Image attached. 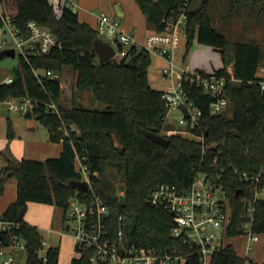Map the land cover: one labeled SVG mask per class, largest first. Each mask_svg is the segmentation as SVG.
<instances>
[{
  "label": "trees",
  "instance_id": "obj_1",
  "mask_svg": "<svg viewBox=\"0 0 264 264\" xmlns=\"http://www.w3.org/2000/svg\"><path fill=\"white\" fill-rule=\"evenodd\" d=\"M136 1L147 16L148 25L156 31L165 30L170 20L185 13L187 46L197 37L199 42L221 50L223 59L228 60L230 40L213 23L210 13L213 0H200L197 4V0ZM230 2V11L241 3L259 4V11H264V0ZM0 3L21 33L29 32L27 23L34 19L48 27L59 41L47 55L26 57L19 54L20 62L14 67L13 80L0 81V101L12 97L32 99L33 106L25 115L40 119L47 126L50 138L63 142L59 156L22 158L17 164L9 160L1 168L0 195L12 177L18 180V190L15 201L0 215V219L13 222L11 227L0 230V243L23 240L27 264H59V246H48L44 254L40 253L45 234L37 224L25 218L28 202L62 206L66 213L72 196L86 194L91 197L96 193L110 207L108 232L112 238L124 225L131 242L138 246L161 254L176 249L186 255L183 264H204L195 246L172 234L171 214L147 200L159 182H171L182 190L188 189L196 175L192 167L200 165L223 180L232 208L227 234L245 233L244 212L251 205L254 207L251 230L264 233V198L257 194V190L264 188V175L257 187H247L241 180L242 172L256 171L264 166V89L257 74L264 59L261 43L235 42L232 67L237 80L227 72L228 66L214 69L230 76L226 95L231 115L227 111L212 114L210 94L197 84H185L190 97L202 109L200 126L195 128L197 133L204 134V140H200L182 133L164 132L169 110L162 97L164 91L150 83L148 73L152 58L144 47L134 44L126 55L100 63L94 49V41L100 33L91 23L80 21L77 11L65 7L62 16L57 17L51 0H0ZM4 26L5 20L0 14V27ZM4 48L0 42V54ZM65 67L76 71L69 106L62 101L61 77L42 73L39 78L35 73L36 69L62 73ZM76 89L92 91L107 106L97 109L77 103ZM65 129L68 134L62 139ZM146 130L164 134L170 141L158 143L147 136ZM8 134L13 135L12 125ZM77 152L85 155L90 166L88 193L69 183L73 179H83L75 165ZM106 161L116 164L124 176V194L120 196L112 183L102 176ZM240 188L242 190L237 193ZM92 253V249L83 250L67 264H92ZM245 263L246 257L230 242L214 252L208 264Z\"/></svg>",
  "mask_w": 264,
  "mask_h": 264
},
{
  "label": "built area",
  "instance_id": "obj_2",
  "mask_svg": "<svg viewBox=\"0 0 264 264\" xmlns=\"http://www.w3.org/2000/svg\"><path fill=\"white\" fill-rule=\"evenodd\" d=\"M54 13L61 17L65 7H70L77 11L79 7L75 0H51ZM0 14L5 20V25L11 23V32L15 40L16 51L28 57L33 55H44L49 53L53 47L59 44L56 35L46 26L37 20H29L27 25L28 33H21L13 24L12 17L5 12V7L0 3ZM187 17L185 13L178 15V18L169 21L165 30L151 32L144 42H140L131 32L122 28L121 21L115 16L103 11L98 15L97 26L99 33L108 32L112 36V43L116 48L115 57L124 56L132 45L140 44L148 52L161 56L166 62L160 66V74L171 80V88L163 90L162 97L165 100L168 110L174 108L179 111V122L186 127L196 138L204 140V134L197 133L195 128L200 126L202 109L190 97L185 84L189 82L191 86L197 84L201 86L211 96L209 109L212 114H220L227 111L230 104L226 95V87L230 76L233 75L232 65L227 67V73L216 70L206 71L203 68H193L190 64L180 65L177 62V55L181 45V34L186 33ZM36 76L41 78V74L49 75L53 78H60L59 72L47 69L41 71L36 69ZM260 76V84L264 89V64H260L257 70ZM12 76H8L3 81L10 82ZM26 103L21 105L24 113L33 106V100L23 98ZM56 106L55 104H51ZM68 134L65 131L62 139ZM217 160H214L216 163ZM76 169L82 173L83 179L88 180L91 185V170L85 161V155L76 153ZM196 172L190 187L182 190L171 182L157 183L149 193L147 200L151 205L166 210L174 221L172 234L180 237L184 242L195 246L204 264H208L213 253L224 247V237L227 228L232 221V208L229 198L224 189L223 180L220 175L213 176L202 165L199 168L192 167ZM95 174H97L95 172ZM264 166L256 171H244L241 180L247 187L256 186L262 181ZM91 189V187H90ZM264 189V188H263ZM262 190V189H261ZM257 190V194L261 192ZM90 191V190H89ZM89 191H86L88 193ZM121 194L124 191L121 190ZM110 207L107 201L99 194L93 196L74 195L69 199L66 209V223L64 228L70 230L76 248L79 252L92 249V264H183L185 256L174 249L171 252L157 253L145 246H138L131 242L126 234L125 226L121 225L116 236L112 238L108 232V221ZM246 220L243 223L245 233L249 236V241H257L259 233L251 230L254 219V207L248 206L244 212ZM122 218V216H121ZM13 225L12 221L0 219V230ZM14 245L25 247L23 240L14 239ZM47 241H42L40 253L44 254L47 249ZM252 250L249 242L247 251ZM12 257H9L4 264H9Z\"/></svg>",
  "mask_w": 264,
  "mask_h": 264
},
{
  "label": "rangeland",
  "instance_id": "obj_3",
  "mask_svg": "<svg viewBox=\"0 0 264 264\" xmlns=\"http://www.w3.org/2000/svg\"><path fill=\"white\" fill-rule=\"evenodd\" d=\"M197 0L195 4L199 3ZM231 2L230 0H213L210 13L212 15L213 23L219 28L221 32L229 37L230 43L227 46L228 60L225 61L222 57L221 50L215 47L201 43L197 40V37L193 39V44L189 47L187 46V36L186 33L182 32L181 45L179 53L177 55V62L180 65L190 64L195 67L204 68L206 71H212L215 67L230 66L233 65V50L235 42L237 41H258L264 46V11H259V4L251 3H241L234 10L230 11ZM78 9V8H77ZM101 11H99L100 13ZM12 24L9 23L4 27H0V42L6 47H14L15 40L11 32ZM100 37L107 42L112 41V36L108 32L100 34ZM16 56L6 55L0 60V81L4 80L8 76H12L14 73V67L19 64L20 56L19 52ZM151 64L149 66V80L154 88L160 90H167L171 88V80L162 74H160V66L165 65V60L159 55L151 53ZM225 61V62H224ZM261 64H264V59ZM43 71L42 69H40ZM62 84L64 88V95L62 96V101L65 105L69 106L71 101V91H74L75 76L76 71L71 67H65L61 73ZM75 96L77 103L80 102L84 106L89 108L103 109L107 106V103L101 101L95 97L92 91L86 90L82 92L81 90H75ZM22 97H12L10 99L0 101V135L9 136L10 125H22L25 115L21 105L25 102ZM227 113L232 114V109L230 105L227 107ZM180 113L178 110L171 108L168 112L166 118V128L165 133H182L188 136H193L189 130L182 126L179 122ZM41 130L43 131V136L48 137L49 130L46 125L40 123ZM66 131V129L64 130ZM103 178L109 180L115 192L118 196L121 195L122 185H124V176L118 169V166L112 161H106L104 163ZM91 186V185H90ZM260 197L264 198V189L259 193ZM57 219L58 225L59 221L62 220L64 216V207L57 206ZM65 222L69 223V219L65 218ZM61 229V227H60ZM44 239L49 244H60V255L59 264H67V262L72 256H78L80 254L79 250L76 248L74 237L70 230L63 229V233H48L45 229H42ZM261 240L254 242L249 241V236L247 233H242L239 235H228L225 234V243L230 241L234 242L240 253L246 257V247L250 242L254 249L251 250L247 257L245 264H256L257 259L261 260L264 257V233L258 232ZM71 251L68 255L64 253L63 250ZM8 246L2 245L0 249V264L6 261L8 254ZM19 261L18 264H27V251L26 248L21 249L16 256Z\"/></svg>",
  "mask_w": 264,
  "mask_h": 264
},
{
  "label": "crops",
  "instance_id": "obj_4",
  "mask_svg": "<svg viewBox=\"0 0 264 264\" xmlns=\"http://www.w3.org/2000/svg\"><path fill=\"white\" fill-rule=\"evenodd\" d=\"M75 1L79 6L77 12L80 21L82 20L89 22L94 27L97 26L98 15L101 12L105 11L110 15L118 18L123 24L122 28L125 31L134 34V36L140 42H144L147 36L154 31V29L151 28L150 25H148L147 16L144 14L142 8H140L136 0H75ZM99 11L101 12L99 13ZM138 46L141 45L138 44ZM190 66L193 68H199L192 65ZM218 68L220 67L217 68L215 67L214 69H218ZM40 123H42L40 119H37L34 116L28 117L25 115V119L22 125L18 126L15 125V123H13L12 126L13 135L10 134L9 136L0 135V170L1 168H3L5 165L8 164L9 160L12 161L14 164H17L22 158L46 159L47 157L50 156H59L62 153L63 142L60 140L59 141L52 140L50 138L51 137L50 132L48 134V137H44ZM17 182H18L17 178L12 177L8 181V184H6L4 193L0 195V215L7 208V206L11 202L15 201V199L17 198V190H18ZM57 214H58L57 205L38 202V201H29L28 210L25 214V218L29 222L37 224L41 230L45 229L48 233L60 234V239H61V234L63 233V229H65L64 226L66 224L65 222L66 213L64 210V216L62 220L59 221L60 226L58 225L59 219H57L58 218ZM260 240L261 237L259 236V239L254 242H258ZM230 242L234 244L238 253L242 255L240 251L237 249L235 243L232 241ZM2 245L8 246L7 259H9V257H12L10 263L18 264L16 262H18L19 259L16 256L18 255V252L21 249L24 250L25 247H19L14 245L13 242H10L8 244L0 243V249H2ZM47 246H59L60 248V244L53 245V244H49L48 242H47ZM253 249L254 246H252V250ZM63 251L64 252H62V255H64V253L68 255L71 252L68 251L67 249ZM250 251H247V247H246V252H245L246 257ZM70 256H71L70 258L71 260L74 255L72 256L71 253ZM262 258L263 259L261 260L257 259L256 264H262L264 261V257Z\"/></svg>",
  "mask_w": 264,
  "mask_h": 264
},
{
  "label": "water",
  "instance_id": "obj_5",
  "mask_svg": "<svg viewBox=\"0 0 264 264\" xmlns=\"http://www.w3.org/2000/svg\"><path fill=\"white\" fill-rule=\"evenodd\" d=\"M94 49L96 50L99 56L98 59L100 63H106L107 61L111 60V58L113 59L116 55V48L114 47V45L110 42L105 41L101 37H97L96 40L94 41ZM17 54L18 53L15 47H6L2 50L0 57L2 59L6 55L16 56ZM146 134L152 140L156 142L158 141V143H161V144H167L170 141L169 138L165 136L164 134H160V133H157L151 130H146ZM119 148H122V147L119 146ZM69 183L74 188L83 189L86 191H89L91 187L88 180L86 179H73ZM241 190L242 188L237 190L238 191L237 193H239V191Z\"/></svg>",
  "mask_w": 264,
  "mask_h": 264
}]
</instances>
